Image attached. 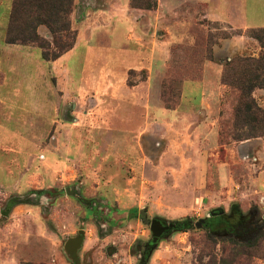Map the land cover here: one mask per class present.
<instances>
[{
	"label": "rangeland",
	"instance_id": "rangeland-1",
	"mask_svg": "<svg viewBox=\"0 0 264 264\" xmlns=\"http://www.w3.org/2000/svg\"><path fill=\"white\" fill-rule=\"evenodd\" d=\"M156 1L75 0L77 43L47 62L6 43L0 0V81L24 79L0 104V264H221L224 222L239 241L264 232V136L231 139L237 92L222 83L227 60L259 55L246 32L264 0H136ZM156 218L192 226L150 246ZM256 254L241 264H264V243Z\"/></svg>",
	"mask_w": 264,
	"mask_h": 264
},
{
	"label": "trees",
	"instance_id": "trees-1",
	"mask_svg": "<svg viewBox=\"0 0 264 264\" xmlns=\"http://www.w3.org/2000/svg\"><path fill=\"white\" fill-rule=\"evenodd\" d=\"M138 8H152L154 4H143L132 0ZM75 0H13L5 41L8 44L35 46L41 49L47 62L58 60L71 51L78 39V31L73 27L72 14ZM44 27L50 35L40 33ZM242 34L241 31L238 32ZM247 35L260 45L259 55H238L226 61L222 83L237 92L234 106L231 139L242 141L264 136V106L254 95L264 91V27L251 28ZM210 59L213 56L210 55ZM130 215H138V209L130 210ZM224 229L231 235V247L224 250L221 264H241V261L256 258V250L264 243V232L251 229V234L239 241V227L232 220L224 222ZM216 225V224H214Z\"/></svg>",
	"mask_w": 264,
	"mask_h": 264
},
{
	"label": "water",
	"instance_id": "water-1",
	"mask_svg": "<svg viewBox=\"0 0 264 264\" xmlns=\"http://www.w3.org/2000/svg\"><path fill=\"white\" fill-rule=\"evenodd\" d=\"M223 213L221 210H214L212 211L207 218H202L198 222H196V226L198 228H201L202 226H211L213 225V222L210 221V217L212 215L216 216L218 214ZM192 226L191 221H186L184 223L181 222H167L165 220L156 218L153 219L151 222V230L153 232V240L150 243L151 245H155L160 238H163L165 236H168L173 231L182 230L184 228H190ZM168 230V234H165V231ZM84 241V230H80L79 236L75 238H70L66 242V248L69 251L71 257L74 261L78 262V251L82 247Z\"/></svg>",
	"mask_w": 264,
	"mask_h": 264
},
{
	"label": "crops",
	"instance_id": "crops-1",
	"mask_svg": "<svg viewBox=\"0 0 264 264\" xmlns=\"http://www.w3.org/2000/svg\"><path fill=\"white\" fill-rule=\"evenodd\" d=\"M193 1H195V2H200V3H205V4H207L208 5V2L206 1V0H193ZM160 5V4H159ZM11 6L12 5H10V6H6V11L5 12H7V14H10V12H11ZM209 6V5H208ZM161 9V6L159 7V9H157V11H159ZM160 12V11H159ZM6 13H5V16L7 15ZM206 17H208V18H210V19H216V17H214L213 15H216V13L215 14H211V13H209L208 12V9H207V12H206ZM8 16V18H9V15H7ZM216 20H219V19H216ZM221 20V19H220ZM8 44V43H7ZM9 45H16L17 47H20L21 49H23V47H29L28 45H19V44H9ZM15 51H17L18 52V48L15 50ZM23 51L24 50H22V55L21 56H23L22 58L24 59V55H26V57H25V59L27 60V62H28V60H29V53H26V54H24L23 53ZM28 52V51H27ZM21 83V82H20ZM198 83V82H197ZM205 83V82H204ZM23 85H24V79L22 78V84H21V88L18 86V85H15L14 87H13V89H11V88H9V87H7L8 86V84H7V81H6V78H3V80L2 81H0V104L1 105H8L7 104V101L9 100V99H12V98H18V99H20L21 97H23ZM189 85V84H188ZM187 85V86H188ZM190 85H192V86H194L195 87V84L193 83V84H190ZM198 85H200V86H204L205 84H203V83H201V82H199V84H196V87H198ZM28 88V87H27ZM29 89V88H28ZM11 90V91H10ZM205 93V92H204ZM186 114H188V112H186ZM185 114V115H186ZM205 123H203V125H204Z\"/></svg>",
	"mask_w": 264,
	"mask_h": 264
},
{
	"label": "flooded vegetation",
	"instance_id": "flooded-vegetation-1",
	"mask_svg": "<svg viewBox=\"0 0 264 264\" xmlns=\"http://www.w3.org/2000/svg\"><path fill=\"white\" fill-rule=\"evenodd\" d=\"M222 215H224V213L218 214V215H216V216L212 215L209 219H210V221H213V220H212L213 218H216V217H219V216H222ZM217 225H219V224H217ZM211 226H213V225H211ZM211 226H206V227L211 228ZM168 233H169L168 230H166V231H165V234L167 235Z\"/></svg>",
	"mask_w": 264,
	"mask_h": 264
}]
</instances>
